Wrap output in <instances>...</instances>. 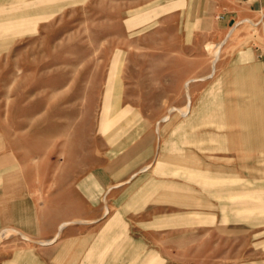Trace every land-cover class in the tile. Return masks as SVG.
<instances>
[{"label": "rangeland", "instance_id": "374dc122", "mask_svg": "<svg viewBox=\"0 0 264 264\" xmlns=\"http://www.w3.org/2000/svg\"><path fill=\"white\" fill-rule=\"evenodd\" d=\"M232 4L0 0V264H264V11Z\"/></svg>", "mask_w": 264, "mask_h": 264}, {"label": "crops", "instance_id": "0c3cea01", "mask_svg": "<svg viewBox=\"0 0 264 264\" xmlns=\"http://www.w3.org/2000/svg\"><path fill=\"white\" fill-rule=\"evenodd\" d=\"M233 1V4L230 5V7H223V9L225 11H227L229 14H222V15H218L217 17L221 20H228L230 21L231 18H234L235 17V14H239L241 12H244L245 14L247 15H253L255 13H261L264 11V0H232ZM258 61H260V63L262 64L263 66V70H264V58L262 59H259ZM201 79H204V77H201ZM194 80V78H190L186 81H188V83L190 81ZM185 81V82H186ZM188 83H187V86H188ZM186 86V85H185ZM186 86V87H187ZM188 97H189V93H188ZM169 120V119H168ZM157 133H160V132H157ZM148 167L145 166L141 169V171H144L146 168ZM137 173H133L131 175V177H134ZM81 222V221H80ZM68 222L67 221H64V222H61L59 225H58V229L54 235V237L48 241H43L41 242L42 244H48V243H52L53 241H55L57 239V237L59 236L62 228L67 224ZM63 226V227H62ZM236 228V227H235ZM25 238L26 235H23ZM28 239V238H27Z\"/></svg>", "mask_w": 264, "mask_h": 264}, {"label": "bare ground", "instance_id": "6f19581e", "mask_svg": "<svg viewBox=\"0 0 264 264\" xmlns=\"http://www.w3.org/2000/svg\"><path fill=\"white\" fill-rule=\"evenodd\" d=\"M230 31V30H229ZM216 48H217V46H216ZM221 48V47H220ZM217 50V49H216ZM218 51V50H217ZM215 53V52H214ZM216 55H217V52L215 53ZM216 57V56H215ZM214 59V58H213ZM216 63V62H215ZM213 67V66H212ZM187 83H188V81H186L185 82V85L187 86ZM187 97H188V93H187ZM63 227V226H62ZM4 233V232H3Z\"/></svg>", "mask_w": 264, "mask_h": 264}, {"label": "built area", "instance_id": "2783aa9c", "mask_svg": "<svg viewBox=\"0 0 264 264\" xmlns=\"http://www.w3.org/2000/svg\"><path fill=\"white\" fill-rule=\"evenodd\" d=\"M263 54H264V51L260 52V53L258 54V56L260 57V56H262Z\"/></svg>", "mask_w": 264, "mask_h": 264}]
</instances>
